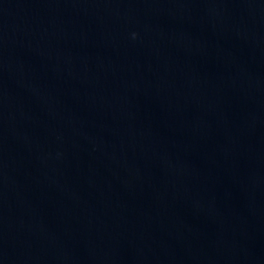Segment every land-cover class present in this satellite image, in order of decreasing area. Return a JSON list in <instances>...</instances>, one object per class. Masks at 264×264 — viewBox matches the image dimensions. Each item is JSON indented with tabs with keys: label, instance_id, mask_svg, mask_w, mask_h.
I'll use <instances>...</instances> for the list:
<instances>
[{
	"label": "water",
	"instance_id": "water-1",
	"mask_svg": "<svg viewBox=\"0 0 264 264\" xmlns=\"http://www.w3.org/2000/svg\"><path fill=\"white\" fill-rule=\"evenodd\" d=\"M0 264H264V0H0Z\"/></svg>",
	"mask_w": 264,
	"mask_h": 264
}]
</instances>
